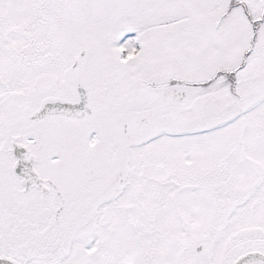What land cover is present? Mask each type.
I'll list each match as a JSON object with an SVG mask.
<instances>
[{
	"label": "snow or ice",
	"instance_id": "1",
	"mask_svg": "<svg viewBox=\"0 0 264 264\" xmlns=\"http://www.w3.org/2000/svg\"><path fill=\"white\" fill-rule=\"evenodd\" d=\"M0 264H264V0H0Z\"/></svg>",
	"mask_w": 264,
	"mask_h": 264
}]
</instances>
